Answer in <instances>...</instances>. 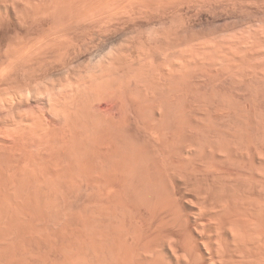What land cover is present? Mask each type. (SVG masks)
I'll use <instances>...</instances> for the list:
<instances>
[{
	"label": "bare ground",
	"instance_id": "6f19581e",
	"mask_svg": "<svg viewBox=\"0 0 264 264\" xmlns=\"http://www.w3.org/2000/svg\"><path fill=\"white\" fill-rule=\"evenodd\" d=\"M0 264H264V0H0Z\"/></svg>",
	"mask_w": 264,
	"mask_h": 264
},
{
	"label": "rangeland",
	"instance_id": "374dc122",
	"mask_svg": "<svg viewBox=\"0 0 264 264\" xmlns=\"http://www.w3.org/2000/svg\"><path fill=\"white\" fill-rule=\"evenodd\" d=\"M1 33V32H0Z\"/></svg>",
	"mask_w": 264,
	"mask_h": 264
}]
</instances>
